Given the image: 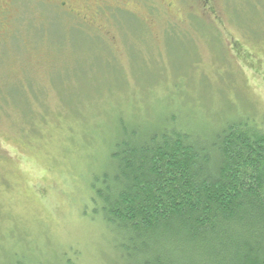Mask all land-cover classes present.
Returning a JSON list of instances; mask_svg holds the SVG:
<instances>
[{
  "label": "rangeland",
  "instance_id": "374dc122",
  "mask_svg": "<svg viewBox=\"0 0 264 264\" xmlns=\"http://www.w3.org/2000/svg\"><path fill=\"white\" fill-rule=\"evenodd\" d=\"M0 3V264H137L90 203L119 120L264 128V0Z\"/></svg>",
  "mask_w": 264,
  "mask_h": 264
},
{
  "label": "trees",
  "instance_id": "16d2710c",
  "mask_svg": "<svg viewBox=\"0 0 264 264\" xmlns=\"http://www.w3.org/2000/svg\"><path fill=\"white\" fill-rule=\"evenodd\" d=\"M90 203L137 264H264V128L212 133L119 120ZM36 264V263H30ZM64 264H73L67 260Z\"/></svg>",
  "mask_w": 264,
  "mask_h": 264
},
{
  "label": "flooded vegetation",
  "instance_id": "af4514ba",
  "mask_svg": "<svg viewBox=\"0 0 264 264\" xmlns=\"http://www.w3.org/2000/svg\"><path fill=\"white\" fill-rule=\"evenodd\" d=\"M106 1H104V3H105ZM119 3V2H118ZM1 4V3H0ZM64 4H67V2L66 3H64ZM63 4V5H64ZM64 6H66V5H64ZM0 15L2 16L3 14H4V11L2 10V8H1V6H0ZM117 18H118V16H116Z\"/></svg>",
  "mask_w": 264,
  "mask_h": 264
}]
</instances>
